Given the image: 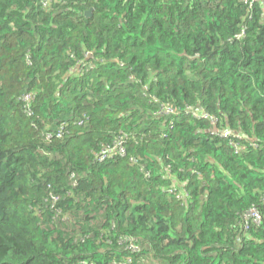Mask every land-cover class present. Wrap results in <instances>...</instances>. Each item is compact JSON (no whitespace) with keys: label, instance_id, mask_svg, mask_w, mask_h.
<instances>
[{"label":"trees","instance_id":"trees-1","mask_svg":"<svg viewBox=\"0 0 264 264\" xmlns=\"http://www.w3.org/2000/svg\"><path fill=\"white\" fill-rule=\"evenodd\" d=\"M247 1L0 0V264H264Z\"/></svg>","mask_w":264,"mask_h":264},{"label":"built area","instance_id":"built-area-1","mask_svg":"<svg viewBox=\"0 0 264 264\" xmlns=\"http://www.w3.org/2000/svg\"><path fill=\"white\" fill-rule=\"evenodd\" d=\"M255 1H256V0H248L247 3L252 4V3L255 2ZM48 4H49V3H48L47 1L43 2V6H44V7L48 6ZM119 153L121 154L122 151L120 150ZM105 158H106V156L103 155V156L101 157L100 160H104ZM126 241H127V240H124V242H126ZM129 249H130L132 252H134V251L137 250V248L135 247V245H134L132 242L129 243Z\"/></svg>","mask_w":264,"mask_h":264},{"label":"water","instance_id":"water-1","mask_svg":"<svg viewBox=\"0 0 264 264\" xmlns=\"http://www.w3.org/2000/svg\"><path fill=\"white\" fill-rule=\"evenodd\" d=\"M91 14V10L87 11L86 15H90Z\"/></svg>","mask_w":264,"mask_h":264}]
</instances>
